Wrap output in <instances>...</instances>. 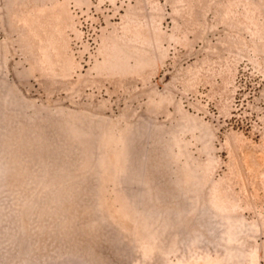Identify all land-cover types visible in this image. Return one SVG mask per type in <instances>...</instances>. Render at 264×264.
I'll list each match as a JSON object with an SVG mask.
<instances>
[{
  "label": "rangeland",
  "instance_id": "1",
  "mask_svg": "<svg viewBox=\"0 0 264 264\" xmlns=\"http://www.w3.org/2000/svg\"><path fill=\"white\" fill-rule=\"evenodd\" d=\"M0 264H264V0H0Z\"/></svg>",
  "mask_w": 264,
  "mask_h": 264
}]
</instances>
